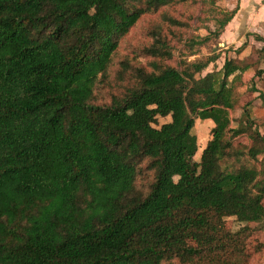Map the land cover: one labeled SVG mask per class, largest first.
Segmentation results:
<instances>
[{
    "label": "trees",
    "instance_id": "1",
    "mask_svg": "<svg viewBox=\"0 0 264 264\" xmlns=\"http://www.w3.org/2000/svg\"><path fill=\"white\" fill-rule=\"evenodd\" d=\"M189 1L0 0V264H249L264 251L251 225L264 223V122L247 107L231 116L237 73L264 51L175 67L160 22L148 67L120 56L145 15ZM149 103L171 128L151 126ZM207 111L197 161L194 117Z\"/></svg>",
    "mask_w": 264,
    "mask_h": 264
},
{
    "label": "rangeland",
    "instance_id": "2",
    "mask_svg": "<svg viewBox=\"0 0 264 264\" xmlns=\"http://www.w3.org/2000/svg\"><path fill=\"white\" fill-rule=\"evenodd\" d=\"M237 1L238 0H190L187 3H181L168 9H162L155 14H147L123 41L120 49V56L133 59L134 63L139 61L148 67L152 60L150 58L141 57L140 53L144 45L149 46L152 42L149 37V32L156 25H161L160 22H162L163 37L168 43V46L171 47L173 55V58L167 61L168 64L176 67L184 59L194 61L195 59H201L207 56H217L218 60L216 64H211L206 72H211L215 69L220 70L227 56V51L225 49L227 45L224 39L222 37H220L219 40L212 38L209 44L205 46H200L198 43L203 38L207 37L210 32L219 30V21L225 19L224 13L231 11ZM165 14L167 15L165 16ZM167 19H172L176 24L171 23ZM250 57L252 62L256 61L254 53ZM237 75L240 82L237 81L236 86L239 87L237 88L238 91L242 93L243 85L241 86V83L245 80L246 76L244 73H237ZM231 80H233V77ZM241 101L240 98V102ZM148 108L154 116V121L151 126L172 127V116L170 114L161 115L152 103L148 104ZM235 110L238 111V108ZM236 111L232 112L233 117H235ZM194 120L193 133L197 136L198 141V151L195 159L198 161L202 150L210 139V131L215 126L216 120L212 117L210 111L195 115ZM239 140L244 141L245 139L240 138ZM189 177V175H186L185 177L176 178V182L180 183L182 179L184 181L185 179H189ZM225 224L231 228L238 226V223H234L233 219H227ZM251 225L258 229L253 237L254 241H264V223L263 225L261 223H252ZM249 264H264V251L261 254L254 255Z\"/></svg>",
    "mask_w": 264,
    "mask_h": 264
},
{
    "label": "crops",
    "instance_id": "3",
    "mask_svg": "<svg viewBox=\"0 0 264 264\" xmlns=\"http://www.w3.org/2000/svg\"><path fill=\"white\" fill-rule=\"evenodd\" d=\"M237 8V12L233 19L226 26L221 37L224 39L225 49H231L229 55L237 57L235 52L239 48H243L239 59H245L250 57L254 53L256 59L255 62L260 61L259 52L264 51V0H238L234 9ZM231 10V11H232ZM262 63V62H261ZM264 69V61L258 68H251L244 72L245 80L242 86V108H238L235 112V117L231 111V116L235 120H240L245 114V109L248 108V112L264 122V72L260 74L259 71ZM260 77L259 88L262 96L259 92V99H255L256 93L250 92L248 82L253 81L255 78ZM253 100V102H251ZM234 127L237 126L233 123ZM262 229V228H261Z\"/></svg>",
    "mask_w": 264,
    "mask_h": 264
}]
</instances>
